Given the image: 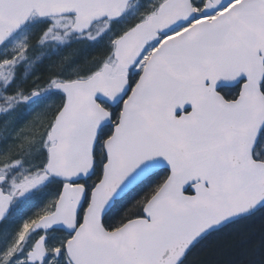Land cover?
I'll use <instances>...</instances> for the list:
<instances>
[{"label":"snow or ice","instance_id":"obj_1","mask_svg":"<svg viewBox=\"0 0 264 264\" xmlns=\"http://www.w3.org/2000/svg\"><path fill=\"white\" fill-rule=\"evenodd\" d=\"M0 264H264V0H0Z\"/></svg>","mask_w":264,"mask_h":264},{"label":"trees","instance_id":"obj_2","mask_svg":"<svg viewBox=\"0 0 264 264\" xmlns=\"http://www.w3.org/2000/svg\"><path fill=\"white\" fill-rule=\"evenodd\" d=\"M219 259H221V260H223V259H227V256L220 257Z\"/></svg>","mask_w":264,"mask_h":264},{"label":"rangeland","instance_id":"obj_3","mask_svg":"<svg viewBox=\"0 0 264 264\" xmlns=\"http://www.w3.org/2000/svg\"><path fill=\"white\" fill-rule=\"evenodd\" d=\"M257 227H258V225H257Z\"/></svg>","mask_w":264,"mask_h":264}]
</instances>
